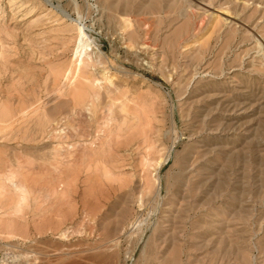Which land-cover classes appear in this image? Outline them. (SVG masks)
I'll use <instances>...</instances> for the list:
<instances>
[{"label":"rangeland","instance_id":"rangeland-1","mask_svg":"<svg viewBox=\"0 0 264 264\" xmlns=\"http://www.w3.org/2000/svg\"><path fill=\"white\" fill-rule=\"evenodd\" d=\"M0 264H264V0H0Z\"/></svg>","mask_w":264,"mask_h":264},{"label":"bare ground","instance_id":"bare-ground-1","mask_svg":"<svg viewBox=\"0 0 264 264\" xmlns=\"http://www.w3.org/2000/svg\"><path fill=\"white\" fill-rule=\"evenodd\" d=\"M84 46V45H83ZM88 47V45H86ZM84 48V47H83Z\"/></svg>","mask_w":264,"mask_h":264}]
</instances>
